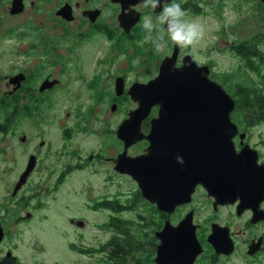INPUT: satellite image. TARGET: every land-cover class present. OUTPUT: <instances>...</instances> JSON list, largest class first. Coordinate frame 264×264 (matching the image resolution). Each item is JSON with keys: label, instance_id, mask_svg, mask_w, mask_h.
<instances>
[{"label": "flooded vegetation", "instance_id": "flooded-vegetation-1", "mask_svg": "<svg viewBox=\"0 0 264 264\" xmlns=\"http://www.w3.org/2000/svg\"><path fill=\"white\" fill-rule=\"evenodd\" d=\"M256 2L264 12L261 0H181L190 17L201 19L206 26L214 25L211 37H207L211 44L208 58L202 59L206 53L204 41L182 47L169 40L162 50L154 48L142 23L146 17L155 18L160 9H153L147 0L135 4L126 0H0V184L7 188L0 197V264H29V253L22 261L21 251L29 247V227L40 221L38 212L48 208L49 196L54 199L75 174L85 172L82 160L74 166L57 167L50 160L72 152L66 147L74 127L56 124L48 111L55 108L58 93L66 99V110L90 111L85 116L105 108L113 113L123 108L126 113L116 128L106 131L109 142L105 148H98L87 158L92 164H111L104 181L127 176L136 188L129 199L123 200L114 193L107 196L89 192L88 212L108 217L102 225L109 228L111 236L99 247L83 250L84 254L105 255L106 262L101 264H178L176 259L181 264H264V199L246 207L240 200H219L217 193H210L204 183H198L181 204L160 205L147 200L139 182L116 169L118 157L125 151L117 130L140 106L130 90L154 80L164 60L174 62L178 68L184 60L208 66L215 81L216 61L223 55L240 62V69L232 75L249 78L258 72L256 59L264 60V52L256 45L264 41V33L256 36L253 31ZM244 4L246 17L241 16ZM229 11L237 16L235 23L227 27L224 21ZM230 36L229 42L226 39ZM258 87L264 92L261 85ZM158 110L155 106L143 122L144 135L150 132ZM70 115L66 113V117ZM89 116H78L77 127ZM232 121L239 129L234 140L237 152L250 146L257 151L258 164L264 168V134L255 146L248 133L249 129L264 126V118L232 117ZM84 125L88 128V124ZM56 131L61 132L60 143L56 141ZM149 145L143 139L129 147L127 153L131 157L143 155ZM108 150L111 154H107ZM71 198L67 192L64 203L54 206V214ZM82 198L77 196L75 203ZM136 205L144 207L148 214H137L142 218L136 227L140 234L135 233L133 221L125 216L134 213ZM56 218L58 226L60 219L63 225L64 220L75 227L86 225L74 216L62 218L61 210L50 220ZM185 219L189 221L179 242L180 250L168 247L160 252L159 234L166 228L178 227ZM113 222H118L119 227ZM25 226L27 231L20 229ZM96 228L99 229L95 227L93 231ZM94 237L95 234L90 238ZM117 239L122 253L113 244ZM127 240L129 246L125 245ZM67 243L72 250L74 246ZM144 253V257L139 256ZM168 257L172 262L165 261Z\"/></svg>", "mask_w": 264, "mask_h": 264}, {"label": "water", "instance_id": "water-1", "mask_svg": "<svg viewBox=\"0 0 264 264\" xmlns=\"http://www.w3.org/2000/svg\"><path fill=\"white\" fill-rule=\"evenodd\" d=\"M130 95L140 106L117 130L125 151L119 155L116 169L139 182L147 200L175 207L198 183L217 193L219 200H240L246 207L264 199V168L258 164L257 151L248 145L236 150L239 129L232 121L236 100L210 77L208 66L184 60L178 68L166 59L159 75L147 84L135 85ZM155 106L158 116L144 135L142 124ZM244 138L241 135L242 141ZM143 139L150 143L146 153L129 156L128 148ZM177 155L183 157L182 164ZM188 221L159 234L160 252L168 247L180 250ZM169 257L165 261L172 262ZM175 262L181 264L178 259Z\"/></svg>", "mask_w": 264, "mask_h": 264}, {"label": "rangeland", "instance_id": "rangeland-1", "mask_svg": "<svg viewBox=\"0 0 264 264\" xmlns=\"http://www.w3.org/2000/svg\"><path fill=\"white\" fill-rule=\"evenodd\" d=\"M252 6L254 7L253 3ZM254 8L255 16L252 21V27L254 34L258 36L261 35L260 33H264V12L260 9L257 2ZM246 15L247 10L246 5L244 4V10L241 16L246 17ZM236 16L237 15L234 11H229L227 18L224 21L225 25L227 27L231 24L233 25L236 21ZM198 20L202 23L204 28V35L200 42H205L206 53L202 56V59H205L208 58V51L211 47L207 37H211L209 34L214 28V25L209 24L206 26L201 19ZM231 39L232 36L228 37L226 40L230 42ZM222 46H225V41L222 42ZM256 47L264 52V41L257 43ZM89 63L91 64V60ZM216 66L217 67L214 72L216 74L215 79L221 84L219 80H222L223 75H232L235 70L237 71L240 69V62H238L235 58L223 55L216 61ZM242 67H245V63H242ZM256 67L255 71L258 69V72L253 73L252 77L258 85L262 86V89L264 90V60L261 61L257 58ZM238 75L243 76L241 74ZM236 82L242 81L237 80ZM72 89L74 88L72 87ZM72 97L76 98V94L72 93ZM65 103L66 99L61 93H58V101L55 108L48 111L52 115V118L55 119L56 124L64 123L74 127L72 140L66 147L67 150L72 152L70 154L63 155L62 157L59 156L51 158L50 160L52 161V165L56 167L65 165L74 166L82 160L85 162L84 166L86 169L82 174H75L71 183L64 184L65 186L61 187L60 192L55 194L54 199H52L51 196L47 198L49 205L48 208L42 209L38 212L40 221L33 224L31 228L29 227L28 234L30 235V244L28 249L23 248L21 251L22 261L26 259V256L29 253V264H101L102 261L106 262V256L103 254L88 256V254H84L82 252L87 248L99 247L100 242H105L111 236L109 228L102 225V223L108 221V217L103 215H93L88 212V194L91 192L94 195L110 196L114 193L116 198L123 200L125 198L129 199L131 193H133L136 188L133 180L127 176L120 177L116 180L110 179L108 182L104 181V178H107L105 174L109 171V166L111 164L105 161L103 165L92 164V162L88 161L87 158L89 154L98 148H105L106 144L109 142L106 136V131L116 128V124L125 116V110L121 108L113 113L110 108H105L103 110L98 109L93 115L89 116L88 113V115L85 116V113L90 111L79 109L66 110L64 105ZM256 111L257 110H253L251 113L257 114ZM234 112L232 117L235 115ZM66 113H70V117H66ZM78 116H89V120L87 122L80 121V125L77 127ZM253 116L257 117V115ZM84 123L88 124V128L84 127L86 126ZM82 125L84 126L82 127ZM53 129L55 130V127H53ZM60 133V131H56L55 133L57 143H60L61 141ZM248 133L250 134L252 143L257 146L260 143V139L262 138L261 136L264 134V126L249 129ZM107 154H111L110 150L107 151ZM6 189L7 188L5 186L0 184V197L6 192ZM67 192L71 193V201L68 204H63L62 208L58 209L55 214L61 210L62 218L65 216L67 219L68 216H74L75 218L84 221L86 224L84 225V228L78 226L75 227L69 224L67 220H64L65 225H63L61 219L60 226H58V218L50 220V217L55 215L54 206L58 203H64ZM77 196H83V198L80 199L79 202L75 203ZM71 204V208L68 207V205ZM51 207H53V209H51ZM66 207H68L67 210ZM104 212L108 213L107 211ZM145 212L146 209L144 207L136 205V211L134 213L125 214L129 221H133V224H131L135 228V233H141V231H138L136 227L140 225L139 223L142 218L140 219L137 214L142 213L144 215H148ZM113 224L117 226L118 222H113ZM95 227H99V229L96 228L93 231ZM27 228L28 227L25 226V228L20 229L26 230ZM93 234H95L96 237L91 239L90 237ZM117 240V243L120 245L119 249H122V244L119 239ZM67 242L74 246L72 250L68 249ZM129 244L130 241L127 240L125 245L129 246ZM139 256L144 257L145 253ZM130 261L131 260H129V262Z\"/></svg>", "mask_w": 264, "mask_h": 264}, {"label": "clouds", "instance_id": "clouds-1", "mask_svg": "<svg viewBox=\"0 0 264 264\" xmlns=\"http://www.w3.org/2000/svg\"><path fill=\"white\" fill-rule=\"evenodd\" d=\"M147 3L153 9H160L155 18L146 17L142 23V28L157 51L165 48L169 40L182 47L195 46L202 40V23L187 14L181 0H147ZM156 29L158 31L154 32ZM176 160L183 163L180 155L176 156Z\"/></svg>", "mask_w": 264, "mask_h": 264}, {"label": "trees", "instance_id": "trees-1", "mask_svg": "<svg viewBox=\"0 0 264 264\" xmlns=\"http://www.w3.org/2000/svg\"><path fill=\"white\" fill-rule=\"evenodd\" d=\"M239 76V77H238ZM242 82H236V81ZM224 88L235 98L236 108L233 117H250L253 116L251 112H256L259 118H264V92L260 91L255 79L243 77L240 75H223L222 80H219ZM119 227V225H117ZM117 251L123 252L119 249L120 245L117 241L113 242ZM123 248V247H122Z\"/></svg>", "mask_w": 264, "mask_h": 264}]
</instances>
